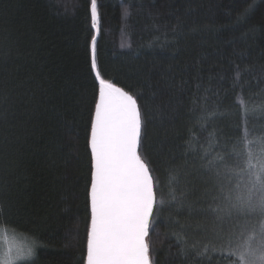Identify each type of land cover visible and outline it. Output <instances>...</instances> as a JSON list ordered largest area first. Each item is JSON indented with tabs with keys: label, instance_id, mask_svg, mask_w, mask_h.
<instances>
[{
	"label": "trees",
	"instance_id": "1",
	"mask_svg": "<svg viewBox=\"0 0 264 264\" xmlns=\"http://www.w3.org/2000/svg\"><path fill=\"white\" fill-rule=\"evenodd\" d=\"M97 10L99 34L90 0H0V232L34 241L15 264H85L96 36L101 76L136 95L144 115L142 153L164 200L149 235L154 264H194L178 238L208 239L201 197L213 179L200 145L214 131L212 154L227 152L245 127L249 138L264 133V112L245 115L240 102L264 105V0H97ZM202 111L215 115L197 123Z\"/></svg>",
	"mask_w": 264,
	"mask_h": 264
},
{
	"label": "snow or ice",
	"instance_id": "2",
	"mask_svg": "<svg viewBox=\"0 0 264 264\" xmlns=\"http://www.w3.org/2000/svg\"><path fill=\"white\" fill-rule=\"evenodd\" d=\"M252 8V3H247L237 19H246ZM90 13L92 27L99 34L97 0H90ZM96 50L97 40L93 36L91 70L95 72L99 89L88 140L91 180L86 264H154L149 235L155 210L164 200L161 193L158 201V181L142 153L144 115L136 95L101 76ZM261 71L264 74V65ZM239 75L237 72V79ZM259 94L264 95V89ZM204 101H207L206 95ZM240 102L245 115L249 111L264 112V105L249 108L242 99ZM214 115V112L202 111L197 123L206 124ZM186 143L188 150H196L192 141ZM215 144L213 131L209 133L208 147L200 145L204 150L199 157L202 167L213 179L212 187L205 189L201 197L209 201L201 211L212 217L209 225L201 226L208 239L201 246L200 241L188 244L178 238L180 251L194 264H212L213 256L209 253L225 250L235 257L231 264H264V133L249 138L245 127L241 147L233 144L227 152L212 154ZM170 175L172 180L177 179L174 174ZM170 199H177L174 189ZM180 205L184 206L182 199ZM188 208L191 212L193 205L189 203ZM34 246L31 241L16 248L15 254L9 247L0 256V264H15L22 257H31Z\"/></svg>",
	"mask_w": 264,
	"mask_h": 264
},
{
	"label": "rangeland",
	"instance_id": "3",
	"mask_svg": "<svg viewBox=\"0 0 264 264\" xmlns=\"http://www.w3.org/2000/svg\"><path fill=\"white\" fill-rule=\"evenodd\" d=\"M13 238H10L6 234L0 232V256L4 255L8 251L9 247L12 248L13 254H15L16 248L26 245V243Z\"/></svg>",
	"mask_w": 264,
	"mask_h": 264
},
{
	"label": "water",
	"instance_id": "4",
	"mask_svg": "<svg viewBox=\"0 0 264 264\" xmlns=\"http://www.w3.org/2000/svg\"><path fill=\"white\" fill-rule=\"evenodd\" d=\"M89 150H90V147H89ZM89 207H90V202H89ZM90 224V223H89ZM86 254H87V251H86ZM85 264H86V258H85Z\"/></svg>",
	"mask_w": 264,
	"mask_h": 264
}]
</instances>
